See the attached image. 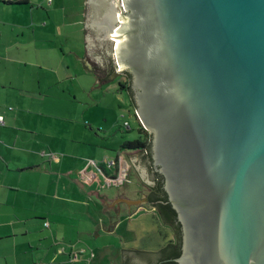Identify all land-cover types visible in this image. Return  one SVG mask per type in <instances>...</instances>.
Wrapping results in <instances>:
<instances>
[{
    "label": "water",
    "instance_id": "water-1",
    "mask_svg": "<svg viewBox=\"0 0 264 264\" xmlns=\"http://www.w3.org/2000/svg\"><path fill=\"white\" fill-rule=\"evenodd\" d=\"M114 1L103 20L181 223L175 262L264 264V0ZM160 251L124 247L123 264Z\"/></svg>",
    "mask_w": 264,
    "mask_h": 264
},
{
    "label": "crops",
    "instance_id": "crops-1",
    "mask_svg": "<svg viewBox=\"0 0 264 264\" xmlns=\"http://www.w3.org/2000/svg\"><path fill=\"white\" fill-rule=\"evenodd\" d=\"M106 1L110 0L0 2V115L5 119L0 124V243L8 249L0 251V264H123V259L121 263L119 259L108 261L109 248L115 247L123 256L125 243L136 241L133 233L140 222L157 218L162 225L155 208L140 212L133 206L142 200L126 198V191L117 186L110 188L123 180L138 187L142 183L152 186L142 179L136 158L139 150L122 148L127 138L115 143L117 148L107 144L112 134L118 139L116 125L121 120L109 117L106 111L101 116L92 114L90 121L62 113L68 103L77 104L61 92L71 90L75 82H70L79 76L92 89H103V85L110 89L113 82L124 93L114 76L118 70L114 67V75L108 71L110 77L103 79L106 68L93 51L95 43L110 42L114 48L108 33L114 23L103 20ZM98 6L103 15L96 20L93 10ZM115 10L117 16L120 10ZM27 80L32 86L26 85ZM96 102L83 103L82 109L99 113L102 108L116 114L124 108L122 104L116 107L115 102L105 104V99ZM54 109L60 113L49 111ZM125 202L130 206L127 214L123 207H116ZM113 207L117 210L111 216ZM77 219L84 226L93 225L94 231L78 227ZM33 227L40 233L39 238L34 236L35 242L29 240ZM20 235L28 239L24 247L18 245ZM103 235L107 241L118 239L119 243L96 245L89 239H102ZM158 236L177 242L174 233ZM154 241L159 249L165 246ZM93 246L102 250L90 262V252H96ZM81 250L86 251L83 260L72 262L71 254Z\"/></svg>",
    "mask_w": 264,
    "mask_h": 264
},
{
    "label": "rangeland",
    "instance_id": "rangeland-1",
    "mask_svg": "<svg viewBox=\"0 0 264 264\" xmlns=\"http://www.w3.org/2000/svg\"><path fill=\"white\" fill-rule=\"evenodd\" d=\"M110 2H115V1L114 0H110ZM104 8H108V7H106V5H104L103 9ZM94 9L95 10H93L94 11L93 13H94V18L96 20L100 19V17L103 15V13L106 12V9L103 10L101 6L100 7L99 6L95 7ZM101 9L103 10V13H102ZM98 35H99V33L97 31V35H95V36L97 37ZM93 51H94L95 55H99L100 56L101 62L103 64V67L106 68L105 69L106 71L103 72L102 78L106 79V77L109 78L110 76H113L114 74L112 72H114V66L112 64L115 63V62H114V52H113L111 43L110 42L100 43V44L99 43H95V47H94ZM101 57H103V58H101ZM109 63H111V64H109ZM107 64H109V66ZM108 71L110 73V76L109 75L106 76ZM29 74H30V72H29ZM114 76L120 82V87H121V89L124 90V93H122V92L119 93L117 91L118 90V86L117 85H115V86L111 85L113 82L110 83V89H107L106 85H103L104 86L103 89H101V88L92 89L91 88L92 85L89 87V81H86V78L82 77V76H79L76 81L70 82L71 84H73V82H75L74 83V87H72L71 90H67L65 93L61 92V94L64 95L63 97L69 98L72 102H76L77 103V104L72 103L73 105L68 103L69 106L65 108V112L62 111V113L65 114V115H68V116L74 117V118L77 117L80 121H81V119H83L82 117H84V120H82V121H87L85 119H88V121H90L91 119L89 117L92 114H93V116L94 115L96 116L98 114H99V116H101L102 113H104L106 111V114L109 117L112 118V116H113V117H116V120H119V119L121 120V122H119L116 125L117 128H119V130L117 131V134L119 135L118 139L117 138H113V134H112V137L109 138L110 143H107V144H109V147H111V148H117L114 145L118 141H121L122 138H127L128 141L139 139V138L145 139L146 138V132L150 133V131L147 130L146 128H144V127L141 129V122L139 121L138 116L136 115V107H135V105H133L132 99H129L128 94H126V90H127L128 86H129V78H128V76L120 74L119 71ZM7 77H9V78L12 77V74L8 75ZM20 81L23 82L24 80L21 79ZM20 81H17L16 83H20ZM32 84L33 83H31L29 80L26 81V85L27 86H32ZM65 86H66V84H63V88H65ZM55 88H56V86H55ZM65 89H69V88L66 87ZM103 99H105V101H106L105 104H109L110 102H112L111 103V105H112L115 102L116 103V107H118V105L122 104V106L124 108L121 109V107L120 108L118 107L119 108L118 109V113H116V114L113 113V112H110V111H108L106 109H102V108L99 109V111H98L99 113H97L96 112L97 110H94V109H92V110L88 109V111H84L82 109L83 103L85 104L87 102H91L92 101L95 104V103H97L96 101H102ZM34 102H36V101H34ZM111 105H109V106L107 105V106L110 107ZM87 108H89V107H87ZM33 109H39V108L36 106V107H33ZM48 109H50V108H46L44 110L48 111ZM49 111H53L54 113H60V112L55 111V109L54 110H49ZM123 115H125L126 119L128 120V122H130L131 130L127 129V127L124 126L125 118L122 117ZM94 127H96V126H94ZM139 152L140 153H137V157L136 158L138 159V162H139V164L142 167V169H141L142 172H143V174H142L143 178L142 179H143L144 182H151V185H154L156 178L153 175V172H152V169H151V165H150V163L148 161V154H147L146 150H141ZM110 186H111L110 188H112L113 190H115L114 189L115 187H112V186H117L119 189H121V191L122 190L126 191V193H127V196L125 195L126 198L130 197V198H134V199L138 198L139 200H142L141 202H139V203L137 202V204H135L133 206V207H135L134 209H136V210L139 209L140 212H144V211H147V210L155 208V212L158 213L157 208L154 207L153 205H151L149 203V200L147 199V197L149 196L148 195L149 194V187L147 185H145L144 183H142L141 186L138 187L136 184H134L132 182L129 183V182H126V181L123 180L121 182H116V183H114V184H112ZM116 190H118V189H116ZM125 204H127V205H125ZM80 207L81 206L78 205V208H80ZM116 207H118V208L123 207L125 209L126 214H127L129 212V207L130 206H129V202H125V203H118L116 205ZM116 207H113V208L110 209V211L112 212L111 216L116 214V210H117ZM157 217L160 218V220H161L160 223L162 225H160L157 222L158 221L157 218L153 222L150 221V220L149 221L147 220L144 223L140 222V226H136L135 227L136 229H134L135 232L133 233L135 238H132V239H136V241L135 242H127V243H125L124 247L128 248V249H144V250H155L156 251V250H159V248L157 247L156 242L154 241V239L156 241L159 240L160 242H163V244L165 245L166 241H167L166 238L164 240V238H161L158 235L161 234L163 237L166 236L167 234L169 235V233H173L172 232L173 228L170 225L169 226L165 225L163 217L160 215V213H158ZM149 219H151V218H149ZM75 222H76L78 227H86V228H89V229L93 228V225L90 226V227L84 226L82 224V220H80V219H77V221H75ZM36 226H37V229H39V227H40V222L39 221L37 222ZM141 227H142V229H141ZM144 228L146 230L143 233L142 231L144 230ZM93 231H94V228H93ZM139 231H140V233H139ZM148 231H152L154 237H152V235ZM31 232H32V234H31V236H29V240L35 242L36 238H34V236L39 238V236H40L39 234L40 233H38V230H36L34 227H33V230ZM147 233L149 235L148 238L150 240V243L147 241V236H148ZM139 236H141V239H142L141 241L137 240L139 238ZM105 237H106V235H103L102 239H96L94 236H91L89 239L93 242V244L96 243V245H97V243L104 244L105 242H107L108 245H117L119 243L118 239L115 240V241H114V239H110V240L107 241L106 239H104ZM17 242H18L19 246L24 247V246H26V243L28 242V239L24 238L22 235H20L17 238ZM3 245H4V243H0V251L8 250L7 248H4ZM143 245H145V246H143ZM112 248H109L110 252L108 253V257H107L109 259L108 261H111V260L115 261V259H117V260L119 259L118 261H120V263H121V261L123 259V256H121V253H119V251L116 250L115 247L113 249ZM92 249H94L96 251L95 252L96 255L102 250L101 248L95 247V246H93ZM113 255H115V257H113Z\"/></svg>",
    "mask_w": 264,
    "mask_h": 264
},
{
    "label": "trees",
    "instance_id": "trees-1",
    "mask_svg": "<svg viewBox=\"0 0 264 264\" xmlns=\"http://www.w3.org/2000/svg\"><path fill=\"white\" fill-rule=\"evenodd\" d=\"M6 4H13V3H6ZM130 88L128 87V90ZM132 103L133 105H135V101L132 97ZM143 128V126L141 125V129ZM140 129V130H141ZM151 141H152V134L146 132V138L145 139H135V140H131L128 141L126 140L123 145L122 148L125 150H146L149 151L150 147H151ZM150 204L153 205L154 207L160 209V211H162L164 217H165V222L170 225V222H175L176 219V211L172 208V206L167 203V195L166 192L163 190V183L160 182L158 183V189L156 190V192L153 194L152 197H150ZM177 227V226H176ZM180 226H178L177 228H179ZM170 246V253L168 254V259H170L171 261L168 264H177L174 259L178 258L181 255V243L178 241L176 243L171 242ZM168 248L165 249V251L169 250Z\"/></svg>",
    "mask_w": 264,
    "mask_h": 264
},
{
    "label": "flooded vegetation",
    "instance_id": "flooded-vegetation-1",
    "mask_svg": "<svg viewBox=\"0 0 264 264\" xmlns=\"http://www.w3.org/2000/svg\"><path fill=\"white\" fill-rule=\"evenodd\" d=\"M110 1H106L105 2V5H106V7H108L109 5H110ZM107 10L108 8H104L103 10ZM115 9H119L120 10V8H119V6L118 5H116V8ZM121 12V11H120ZM114 62H115V60H114ZM109 64H111V63H109ZM109 64H107L108 66H109ZM125 74L128 76V78H129V80H130V85L128 86L130 89L128 90V88H127V90H126V94H128V96H129V99H132V97H133V99H134V94H135V92H134V89H133V78H132V75L129 73V72H127V71H125ZM139 151H141V150H139ZM149 151H150V154H149V159H150V164H151V169H152V172H153V175H154V177L156 178L155 179V184L154 185H152L151 187H149V196L147 197V199L149 200V203H150V197H152L153 196V194L156 192V190L158 189V183H160V182H162L163 183V190L165 191V189H164V179H163V177H162V175L159 173V171H158V169H157V167H156V165H155V160H154V158H153V154H152V151H151V147H150V149H149ZM166 195H167V193H166ZM167 203H169V200H168V195H167ZM170 204V203H169ZM125 205H127V204H125ZM171 205V204H170ZM157 210H158V212L160 213V215L163 217V220H165V217H164V215L162 214L163 212L162 211H160V209H158L157 208ZM170 226L173 228H171L172 229V232L175 234V238H176V241L178 242H180L181 243V252H182V244H183V231H182V227H181V223H180V221H179V218H178V215H177V213H176V219H175V222L173 223V222H170ZM178 226H180L179 228H177ZM171 243L169 242V240H167L166 241V244H165V246L161 249V251L159 252V257L158 258H156L157 259V261L156 262H154V263H152V264H168L171 260L170 259H168V254L170 253V245ZM169 249L168 251H165V249ZM130 261H132L131 259H129L128 260V262L129 263H131ZM174 261H175V259H174ZM115 264V263H114ZM178 264V263H177Z\"/></svg>",
    "mask_w": 264,
    "mask_h": 264
},
{
    "label": "built area",
    "instance_id": "built-area-1",
    "mask_svg": "<svg viewBox=\"0 0 264 264\" xmlns=\"http://www.w3.org/2000/svg\"><path fill=\"white\" fill-rule=\"evenodd\" d=\"M19 0H0V2H3V3H15V2H18ZM51 1V0H50ZM13 108H10V110H12ZM0 124L4 125L5 124V119H4V116L0 115ZM124 126L127 127V129H131V125H130V122L128 121H125L124 122ZM107 180L109 181V178H107ZM47 225H49V223H47ZM64 248L61 247V252H64L63 251ZM86 253L85 250H81V251H74L72 254H71V261L76 263V262H80L81 260H83V256L84 254ZM97 255L95 254V252L92 250L90 252V262H92V260H94V258L96 257ZM111 264H114V263H111Z\"/></svg>",
    "mask_w": 264,
    "mask_h": 264
},
{
    "label": "bare ground",
    "instance_id": "bare-ground-1",
    "mask_svg": "<svg viewBox=\"0 0 264 264\" xmlns=\"http://www.w3.org/2000/svg\"><path fill=\"white\" fill-rule=\"evenodd\" d=\"M112 19H113L112 14H111V13H108V14L106 15L105 24H108L109 22H111ZM105 24H104V25H105Z\"/></svg>",
    "mask_w": 264,
    "mask_h": 264
}]
</instances>
